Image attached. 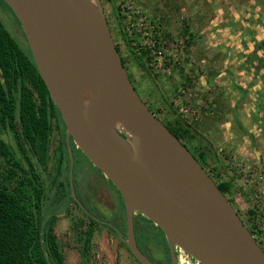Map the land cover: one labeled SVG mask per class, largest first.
I'll return each mask as SVG.
<instances>
[{"label": "water", "instance_id": "95a60500", "mask_svg": "<svg viewBox=\"0 0 264 264\" xmlns=\"http://www.w3.org/2000/svg\"><path fill=\"white\" fill-rule=\"evenodd\" d=\"M10 6L69 144L110 180L124 203L126 238L139 264L134 213L201 264H264V252L227 196L144 103L122 64L101 0H3Z\"/></svg>", "mask_w": 264, "mask_h": 264}, {"label": "rangeland", "instance_id": "374dc122", "mask_svg": "<svg viewBox=\"0 0 264 264\" xmlns=\"http://www.w3.org/2000/svg\"><path fill=\"white\" fill-rule=\"evenodd\" d=\"M165 1L166 0H135V4L139 5L141 10H144L145 14H153L154 16L156 14H164L163 16H165V11L168 9L164 4ZM117 2L118 0H104L105 12L109 18L110 27L113 29V39L120 44L123 54L126 57L129 55L128 57L133 60L129 53V49H126L124 45L125 43L120 41L121 39L117 37L118 28L114 17L116 12L114 4L116 3L117 5ZM178 3H180L178 12L168 19H162L164 26L161 35L165 33L164 31H167L169 34L167 35L168 41L175 42L183 40L180 37V34H182L181 31L186 26H189V31L194 33L193 42L195 44L188 49V52H182L183 56L186 55L185 58L187 61L184 63L186 65L188 64V66L191 64L189 63L190 59L193 60L194 58L196 60H201L207 57L203 47L208 48L210 45L218 46L219 44V40H217L219 38H216L215 42L214 39H211V42H207L204 33L195 29L197 24L199 28L200 25L206 24L217 26L224 25V27L226 24H231V26H227L225 29L227 34L231 32L232 41H228V43L226 41L229 40L231 36L226 37V40L225 37L221 36V39L224 40L220 42H222V44H232L233 46L225 48L224 51H218V58L221 62L215 67L213 64H203V61L193 66V69L198 66L196 70L199 74H206L208 78L211 76L210 78L213 82L217 83H215L216 86H218V83L220 84L222 79L225 80L226 84L222 86H231L230 89L233 94L227 91V101H223V105L220 107V109L225 108V110H222L225 114H221V119H219L218 122L216 121L218 128L213 124V120L212 122L203 120L202 115L210 113L209 105L206 104L203 106L202 103L190 102L195 107H201V111L203 112H201V116L198 120L201 121L202 119L206 123V128H200L204 133L197 136L198 146L204 147L206 145L210 150L209 152L217 153L219 158L222 159L224 168L219 172L218 179L231 178V175L233 176L231 171L235 173L233 178L238 181L236 185L237 192L233 193L236 209L242 218L248 216L250 209L255 210L256 215L254 219L250 221L251 224L255 223L259 225L261 232H259L253 224L259 238L264 241V0H180ZM0 17L5 28L9 30L26 51V39L12 13L9 11L6 15L0 14ZM238 32H240V36L237 34ZM196 42H202L205 46H201L197 51H192V47L197 46ZM257 43H260L261 47L259 46L257 50L255 49V51H253L258 45ZM212 57L214 58V56ZM221 58H223L224 61ZM129 66V72L134 71L137 73V75L134 76L135 81H141L143 75L139 72L143 69L137 68L135 62ZM191 66L192 65H190L189 68H192ZM207 66L212 67L211 73L208 71L209 68ZM175 67L179 66L175 65ZM181 69L184 70L182 66ZM173 70L177 72L174 68ZM192 70L190 69L187 74L190 75ZM223 70L225 75L220 76ZM153 71L159 74L163 82L167 80V77L173 76L171 75L173 74L172 71H170V73H164L161 70ZM135 84L136 86L138 85L137 83ZM158 86L163 88V85ZM137 91L142 97L141 92L139 90ZM169 91L170 90L165 93L166 96L168 95L166 100L167 105L158 111L159 117H162L164 120L166 116H169L166 110L169 108L170 103L172 104L171 107L177 110L175 104L172 102V96L169 95ZM234 92L236 97L240 95V99L235 98ZM201 99L204 101L203 98ZM205 107L208 108L205 110ZM239 109L241 110L240 113L238 112ZM218 118H220V116ZM228 119L230 120V124L226 123ZM218 123H220V125H218ZM54 131L50 138L47 172H49V170L51 171L54 162L52 152L58 143V135ZM210 133L213 136L212 138L209 136ZM204 134L207 136L208 141L204 138ZM5 139L11 140L8 136L5 137ZM10 142H12V140ZM71 148L73 155V187L80 201L83 203V206L86 209L97 212L109 223L114 222V217H118L119 219L123 217L124 219L122 212L119 214L110 212L114 210L115 199L114 195L112 193L111 195L108 189L105 188V185L98 186V201L101 202V204H96L92 200L86 203L85 199H83L81 189L84 177H86L89 171L83 167L84 159L79 155V151L72 145ZM61 168L62 175L64 177L68 175L69 179L70 161L69 163L66 160L63 161ZM104 206L107 207V209ZM90 207L94 208V210ZM78 220H82L86 226L89 224L88 220L72 205L67 208L63 215L57 217L55 223L54 232L62 248L65 264H81L80 242L77 239V229L75 225ZM136 223L137 231L140 235L155 232L154 228L146 226V224H143L139 219ZM85 225L83 227L84 229L86 227ZM119 229L121 230L120 233L122 236L126 235V227L124 225H120ZM160 236V232L159 234L155 232L149 236H137V242L141 250L156 263L163 258L162 249L164 243L161 241ZM119 239L120 238L109 230L107 226L99 223L93 224L90 249L86 264H138L136 259L132 256L133 254L126 249Z\"/></svg>", "mask_w": 264, "mask_h": 264}, {"label": "trees", "instance_id": "16d2710c", "mask_svg": "<svg viewBox=\"0 0 264 264\" xmlns=\"http://www.w3.org/2000/svg\"><path fill=\"white\" fill-rule=\"evenodd\" d=\"M179 1H165L164 4L168 8L165 11L166 17L163 16L164 14L155 16L145 14L144 10H141L147 19L152 20L159 16L157 38L164 44L167 55H169L167 51V35L169 34L164 31L165 33L161 35L164 26L162 19H168L178 12ZM0 5L12 13L21 28L10 6L3 0H0ZM114 9L118 28L117 37L125 43L126 49H129L133 58L132 60L128 57L129 55L126 57L128 69L129 65L135 62L137 68H142L145 73L142 79L146 81L149 79V82L153 84L143 86L142 79L135 81L138 84V87H135L136 90L141 92L143 97L141 98L147 104L148 109L167 126L179 141L197 150V136L204 133L200 128H206V123L202 119L198 120L201 114L196 120L184 118L178 109L171 107L170 103V109L166 110L169 116H166L165 120L159 117L158 111L162 109V105H167L168 95H165L167 91L160 89L158 85L161 77L148 66L149 52L143 50L139 43L134 45L132 33L125 31L126 17L121 13L119 5L115 3ZM181 33L180 37L184 39L186 46L181 43L178 45L184 47L185 51L187 48L188 52V47L193 44L194 33L189 31V26L183 28ZM259 46L261 47L260 43L253 51ZM170 62V59H167V63ZM174 69H179V67ZM129 73V77L135 80L134 76L137 73L134 71ZM214 98L211 96L212 102L208 103L209 99L203 97L205 102H201L203 106L209 105L210 113L202 115L205 121H215L219 116L221 119L223 109L215 108L214 104L219 98ZM158 100L162 104L159 105ZM208 107H205V110ZM56 121L60 122L64 128L60 113L38 73L29 47L27 46L26 51L23 49L16 38L5 28L0 17V264H65L62 248L54 232L58 215L66 210L67 195L70 191L68 175L64 177L61 168L63 161L66 160L69 163L64 130L61 133L63 145L56 149V158L51 171L48 172L49 175H46L50 137L56 127ZM215 127L217 128L216 123ZM56 129L58 130L57 127ZM7 136L12 142L5 139ZM205 139L208 141L207 138ZM209 151L205 145L201 147L200 154L207 159V156L212 154ZM232 180H234L232 176L230 179L221 178L218 180L217 187L222 193H226L231 190ZM237 183L235 179L233 185ZM248 213L250 218L254 219L255 210L250 209ZM90 221L91 224L87 226L82 220H78L75 224L77 239L80 242L81 264H86L89 254L92 225L98 224L94 220ZM122 224L126 225L125 214ZM253 224L261 232L259 225ZM107 227L119 237L112 227Z\"/></svg>", "mask_w": 264, "mask_h": 264}, {"label": "flooded vegetation", "instance_id": "af4514ba", "mask_svg": "<svg viewBox=\"0 0 264 264\" xmlns=\"http://www.w3.org/2000/svg\"><path fill=\"white\" fill-rule=\"evenodd\" d=\"M101 3H102V6H103V9H104V12H105V8H104V0H101ZM5 7L1 6L0 5V14H8L9 10H7ZM106 13V12H105ZM106 15V18H107V22L109 24V27H110V23H109V18L107 16V13L105 14ZM22 29V28H21ZM23 31V30H22ZM110 31H111V34H112V37H113V31H112V28L110 27ZM23 34V33H22ZM24 38H25V35H23ZM114 38V37H113ZM26 39V38H25ZM114 40V43L115 46H116V49L120 55V58H121V61H122V64L123 66L125 67L127 73L130 75L129 73V69H128V62H127V58L126 56L123 54L122 50H121V47H120V44L115 40ZM27 42V41H26ZM25 42V43H26ZM28 46V44H27ZM128 75V76H129ZM130 78V77H129ZM132 84L134 85V87H137L136 86V82L135 80H133L132 78H130ZM136 89V88H135ZM222 114H225V112L223 111ZM205 120V119H204ZM203 121V120H202ZM207 121V120H206ZM63 122V121H62ZM220 125V123H218ZM55 126L58 128V130L56 129V127L53 129L54 132L57 133L58 135V143H57V146L54 148L53 152H52V156H53V161L54 159L56 158L55 157V151L56 149H58L59 147H62L63 145V140H62V131L64 130L65 133H66V128H65V124H64V128H63V125L56 121V124ZM218 128V127H217ZM53 131H52V134H53ZM51 134V136H52ZM211 138L213 137L212 134L210 133L209 135ZM208 136V137H209ZM51 138V137H50ZM204 138H207V136H205ZM69 141V144H70V147L71 145L74 146V148H76V150L79 151V155L81 156L82 159H84L83 161V167L86 168L89 172L87 173L86 177H84V180H83V186H82V191H81V195L83 197V199H85L86 203H89L91 200L94 202V203H100L98 201V186L99 185H102L104 186L105 185V188L108 189L109 193L113 194L114 195V199H115V207H114V210L113 211H110V212H113L114 213H120L122 212L123 213V216L125 214V221H126V212H125V207H124V203L122 205V202L123 200L121 199V194H119L118 192H116V189L115 187L110 183V180L108 178H106L103 173L98 169V168H95L92 163L89 162V160L81 153V150H79L75 143L73 142L72 138L69 137L68 139ZM186 148L187 150H189L191 152V154L196 158V160L201 163V167L205 170V172L208 174V176L212 179V181L218 186V176H219V172L222 170V168H224V164L222 162V159L219 158V155L217 153H212L211 156H207V159H205L204 157L201 156L200 154V151H201V147L198 146V149L196 150L195 148H191L189 144H186V143H183L182 141H180ZM65 143H66V146H67V140H66V136H65ZM207 144V142H206ZM67 149H68V146H67ZM72 150V148H71ZM69 161H70V157H69ZM210 165V166H209ZM212 165V166H211ZM48 169V168H47ZM231 174H234L233 171H231ZM46 175H49L48 172H46ZM232 176V175H231ZM232 176V178H233ZM230 179V177L228 178ZM234 179V178H233ZM69 180V179H68ZM235 180V179H234ZM234 180H232V185H231V192L228 191L226 193H223L225 194L227 197V199L229 200L230 204L232 205V207L234 208V210L236 211V213L238 214V216L240 217V219L244 222V224H246V226L248 227L249 231L253 232L252 234L254 235L255 237V240L257 241L259 247L261 248V250L264 252V241L261 240L258 236V233L256 231V229L254 228L253 224H251V218H250V215L248 214V216H246L245 218L241 217L238 210L236 209V205H235V201L233 199L234 195L233 193H235L237 191V186L236 185H233L234 184ZM70 183V182H69ZM74 188V187H73ZM80 188H81V185H80ZM74 193L75 192V189H74ZM111 194V195H112ZM72 198V199H70ZM122 200V201H121ZM74 206L76 207L79 212L88 220V223L91 224V221L90 220H94L96 223H99V224H103L105 226H109V227H112L117 233L118 231L121 232V230L119 229L120 228V225H123L122 222H123V217L120 219L118 217H114V222L111 224L109 223L106 219H104L102 216H100L97 212L95 211H92L90 209H86L84 206H83V203L80 201V198L77 196V193L75 194V197L72 196L71 194V187H70V191L68 192V195H67V206H66V210L68 207L70 206ZM105 207V206H104ZM91 209L94 210V208L90 207ZM107 209V207H105ZM66 210L59 214L58 216H61L63 215ZM110 210V209H109ZM141 220V222L143 224H146V226H151L152 228H154L156 234L160 232L161 234V241L164 243L163 245V249H162V254H163V258H161L159 260V262H154L153 260H151L147 254H145L141 248L139 247V244L137 242V236L139 235L140 237L142 236H149L155 232H152L150 234H144V235H140L137 231V220ZM150 224H148V223ZM134 232H135V237H136V242H137V246L139 248V250L145 254V256L154 264H181L180 263V256L181 255H185L186 253L183 252L180 248H178L177 246H174V254H175V259H173V255L171 254V251L169 249V245L167 243V240L165 238V235L163 233V231H161V228L158 227V226H155V224H153L152 222L150 223L148 219H146L145 217H143L142 215L139 214V212H135L134 213ZM127 225V223H126ZM125 225V227H126ZM123 239L126 238V235L122 236ZM120 238V237H119ZM123 239H119L123 245L126 247V245L124 244V242L122 241ZM126 249L130 252V250L126 247ZM147 250V249H145ZM149 252V250H148ZM131 253V252H130ZM133 254V253H132ZM188 255V254H187ZM133 256V255H132ZM134 257V256H133ZM135 258V257H134ZM190 259L192 261H194L195 258H193L191 255H190ZM137 261V260H136ZM138 262V261H137ZM139 264V263H138Z\"/></svg>", "mask_w": 264, "mask_h": 264}, {"label": "crops", "instance_id": "0c3cea01", "mask_svg": "<svg viewBox=\"0 0 264 264\" xmlns=\"http://www.w3.org/2000/svg\"><path fill=\"white\" fill-rule=\"evenodd\" d=\"M195 14V13H193ZM196 15V14H195ZM194 15V16H195ZM227 26H231V24H226L225 27L224 25H220V26H217V25H210V24H206V25H200V28L198 27V24L195 26V29H197V31L199 30L201 33H204L205 37L207 38V42H211V39H214V42L216 40V38H219L217 40L218 41V46H213V45H210L207 47H203L205 46L204 44L201 43H198L196 42V45L197 46H194L192 47V51L194 50H198L201 46L203 47V50L205 51V53L207 54V57L204 58V59H201V60H196L193 58V60H189V63H191L190 65H192L191 67L192 68H189L188 64L186 65L184 62L187 61V59L185 58L186 55L183 56V53L182 52H187V48H186V51L185 49L183 50L184 47L179 48V47H175V46H178V44H184V39L183 40H179V41H168V48H167V51L169 53V55L167 56L168 59H170V64H171V71L173 74V76H169L167 77V80H165V82H163V80H160L159 82V85H163V88L160 87L161 90L163 91H169V95L173 96L174 92L177 90V88L181 85H183L187 79H188V76H190L191 74H194L195 77V81H194V84H193V89H192V92L191 94H188L186 95L184 98L185 100L187 101H191V102H195V103H201L202 102V99L203 97H206L208 98V103H211L212 100H211V96L212 98L215 97L214 99H216L217 97L219 98L218 101L220 102L218 104V101L214 104L215 108H219V107H222V102L223 101H227V97H226V92L229 91L231 94H233L232 90L230 89L231 86H222V85H226L225 84V80H221L220 84L218 83V86H216V84L213 82V80L210 78L211 76H209V78L206 76V74H199L198 71L196 70L198 68V66L195 67V69H193V66L194 65H198V63L200 61H203L202 63L203 64H213V66L215 67L219 62H221V60L218 58L219 56V53L218 51L220 50H225V48L227 47H231L233 46L232 44H222V42L220 41H223L224 39H221V36L222 37H225V40L227 39L226 37H229L231 36V32L230 34H227L226 33V27ZM230 29V28H228ZM229 32V31H227ZM237 34H239V36L241 35L240 32H238ZM203 39V38H201ZM199 39V40H201ZM194 38L192 39V42H193ZM227 43L228 41L231 42L232 41V36L229 40H226ZM195 43L193 42V44L191 46H193ZM183 46H186L185 44ZM188 46V45H187ZM191 46L188 47V49L191 48ZM230 49V48H229ZM185 54V53H184ZM214 56V58L212 57ZM212 59H213V63H212ZM223 59V58H221ZM224 61V59H223ZM195 63V64H194ZM175 65L179 66V69H176L177 72H174L173 68H175ZM181 66L184 68V70L181 69ZM208 67V66H207ZM208 71L211 73L212 72V67H208ZM218 68V67H217ZM192 70L190 73V75H188L187 73L189 72V70ZM227 71V70H226ZM223 73H220V76H224L225 75V72L224 70L222 71ZM143 76L145 75V73L143 72V70H141L140 72ZM238 76V75H237ZM143 80V79H142ZM170 80H173V81H170ZM150 80L147 79V81L144 79L143 80V86H146V85H153L152 83L149 82ZM235 94V92H234ZM235 98H239L240 99V95H238L236 97V94H235ZM237 99V100H239ZM159 102L158 104H162L159 100L157 101ZM162 107H165V105H162ZM231 107H232V104H231ZM225 110V108L223 109ZM240 109L238 110V112L240 113ZM223 112V111H222ZM230 120H231V117H230ZM230 120L228 119L226 123H229L230 124ZM212 122V120H209ZM216 121L218 122L219 121V118L216 119L213 124L216 123ZM219 125V124H218ZM217 126V124H216ZM218 127V126H217ZM247 128V127H246Z\"/></svg>", "mask_w": 264, "mask_h": 264}, {"label": "built area", "instance_id": "2783aa9c", "mask_svg": "<svg viewBox=\"0 0 264 264\" xmlns=\"http://www.w3.org/2000/svg\"><path fill=\"white\" fill-rule=\"evenodd\" d=\"M117 4L121 9V13L126 17L124 29L125 31L132 33V43L134 45L140 44L143 50L149 52L150 62L148 66L153 68V70H161L164 73H170L171 64L167 63V53L165 51L164 44L158 41L157 35L158 31V20L147 19L141 13V8L139 5L135 4V0H118ZM158 28V29H157ZM175 47H179L175 46ZM182 49V47H179ZM195 75L191 74L188 76L187 81L179 86L175 91V96L172 98L173 104L178 109L179 113L182 114L184 118H190L191 120H196L201 114V107H195L190 101L185 100V96L191 94L194 84ZM181 264H201L198 260L190 259V255L185 254L180 256Z\"/></svg>", "mask_w": 264, "mask_h": 264}]
</instances>
